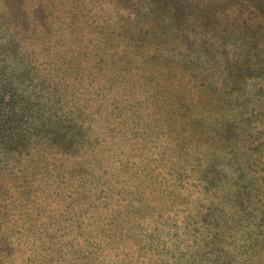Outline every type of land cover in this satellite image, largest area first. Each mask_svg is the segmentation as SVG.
<instances>
[{"label": "rangeland", "instance_id": "374dc122", "mask_svg": "<svg viewBox=\"0 0 264 264\" xmlns=\"http://www.w3.org/2000/svg\"><path fill=\"white\" fill-rule=\"evenodd\" d=\"M0 264H264V0H0Z\"/></svg>", "mask_w": 264, "mask_h": 264}]
</instances>
